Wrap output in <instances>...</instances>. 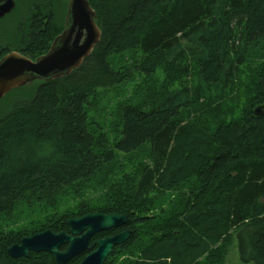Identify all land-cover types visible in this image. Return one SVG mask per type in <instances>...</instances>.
<instances>
[{
	"label": "trees",
	"instance_id": "trees-1",
	"mask_svg": "<svg viewBox=\"0 0 264 264\" xmlns=\"http://www.w3.org/2000/svg\"><path fill=\"white\" fill-rule=\"evenodd\" d=\"M90 5L101 36L82 63L0 99V264H24L4 245L90 211L126 214L114 250L143 264H223L233 236L240 261L264 264V0ZM156 70L162 82L117 95L105 136L98 91Z\"/></svg>",
	"mask_w": 264,
	"mask_h": 264
},
{
	"label": "water",
	"instance_id": "water-1",
	"mask_svg": "<svg viewBox=\"0 0 264 264\" xmlns=\"http://www.w3.org/2000/svg\"><path fill=\"white\" fill-rule=\"evenodd\" d=\"M5 12H0V16ZM62 31L53 39L46 53L34 60L28 59L16 52L6 54L0 59V99L10 90L32 83L44 82L69 74L78 67L84 57L88 56L101 36L95 10L90 0H70L65 12ZM255 114L264 113V102L253 109ZM126 214L117 212H87L80 217H68L65 222L69 232H55L50 228L22 236L18 243L5 245L6 252L11 257L27 256L32 251H47L55 259L64 263L69 258L86 247L88 239L98 231L127 223ZM131 230L126 229L109 237L95 240L97 247L89 253L80 264H103L105 258L116 244L126 241ZM67 243V248L60 251L58 246Z\"/></svg>",
	"mask_w": 264,
	"mask_h": 264
},
{
	"label": "flooded vegetation",
	"instance_id": "flooded-vegetation-1",
	"mask_svg": "<svg viewBox=\"0 0 264 264\" xmlns=\"http://www.w3.org/2000/svg\"><path fill=\"white\" fill-rule=\"evenodd\" d=\"M69 3L70 0H0V12H5L0 16V59L11 52H16L31 60L44 54L53 39L63 29L65 12H67ZM126 225L117 226L120 229L110 234H104V231L95 232L88 239L86 247L64 263L58 262L54 255L47 251L30 250L27 256L15 258L24 264H80L97 247L94 244L92 248H89L95 240L129 229ZM61 230H65L72 237L83 233L82 231L80 235L71 234L67 224ZM67 245L63 243L58 246V249L64 251ZM113 247L103 264H127L124 256L116 258L117 254H113L115 248Z\"/></svg>",
	"mask_w": 264,
	"mask_h": 264
},
{
	"label": "rangeland",
	"instance_id": "rangeland-1",
	"mask_svg": "<svg viewBox=\"0 0 264 264\" xmlns=\"http://www.w3.org/2000/svg\"><path fill=\"white\" fill-rule=\"evenodd\" d=\"M157 71L158 70H156V73L153 76H145L141 74V72L136 73L134 76L135 84H132L131 82H126L124 84L119 85L115 89H101L98 91V96H97L98 104L96 105V107L92 108V110L90 111V116H92V118L95 119L97 123L99 122V124L101 125V130L104 132L105 136L107 134V136L111 139L114 137L115 134L113 128L115 127L116 118L114 114H112V110H113L112 105L113 103H115L117 95H126L127 93H129V91L132 89L134 85H137V88L144 89L145 84L152 85L155 82L158 83L162 82L163 75L160 74L159 71L158 72ZM185 82L188 86L201 85V82L198 80L197 76L195 75L194 70H192L190 75L186 77ZM212 92H216V91L213 90L212 88ZM127 160H129L128 157ZM139 162L145 164L151 163L149 157L146 156L141 158L140 161L134 162L133 164H127L126 171L127 172L132 171ZM193 182L194 184L197 183L196 181ZM61 196L63 200H65L64 198H68L67 194H61ZM92 196H95V193H93ZM15 210H20V206H17ZM154 212H155L154 209H150L149 214L151 215ZM13 227L14 226L12 224L5 226L6 229H13ZM1 231L3 232V234H5L3 230ZM228 242H229L228 252L224 258L223 264H252V263H243L242 261H240L237 254L236 239L234 238V236L229 238ZM123 248H118L116 250H113V254H117L116 258H119V256H124V260L127 264H143L142 261L144 260V258L141 256L139 252H137L134 255L130 251H126L125 249L123 250ZM139 251L142 252V249L140 248ZM146 261H148V264H163L165 259L163 256L157 255L156 257H148ZM167 262L166 264H168Z\"/></svg>",
	"mask_w": 264,
	"mask_h": 264
}]
</instances>
